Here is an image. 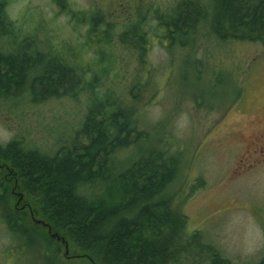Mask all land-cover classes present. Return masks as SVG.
<instances>
[{
  "label": "rangeland",
  "instance_id": "1",
  "mask_svg": "<svg viewBox=\"0 0 264 264\" xmlns=\"http://www.w3.org/2000/svg\"><path fill=\"white\" fill-rule=\"evenodd\" d=\"M131 1L7 0L5 12L20 37L35 38L40 47L62 54L84 72L100 71V94L126 96L139 59L119 40L121 29L136 20L145 3L170 7L177 0L139 1V13ZM200 2L207 13L197 23L191 44H175L167 51L155 37L160 33L153 28L156 21H151L146 59L160 66L154 77L159 88L142 99L140 115L147 126L159 123L174 132L179 161L162 196L186 216L187 231L198 230L201 242L232 264H253L264 252V154L254 153L264 149V43L216 38L211 28L213 0ZM97 13L102 14L100 29L111 24L99 60L95 49L105 36L88 32ZM194 59L200 79L192 76ZM90 92L36 103L24 94L0 99V143L20 137L26 146L53 154L80 126ZM134 151L121 150L119 156L127 158ZM8 193L7 207L15 223L21 225V217L30 232L40 233L30 235L32 241L22 234L12 236L0 216V264H55L46 256L57 251L59 264H85L83 257L66 259L64 251L75 253L64 247L62 241L67 240L47 222L43 229L33 221L32 216L42 219L33 211L32 197L16 184ZM25 204L31 205L32 216L23 209ZM201 242L187 241L188 249L181 250L175 264H210L207 248L198 250Z\"/></svg>",
  "mask_w": 264,
  "mask_h": 264
},
{
  "label": "trees",
  "instance_id": "2",
  "mask_svg": "<svg viewBox=\"0 0 264 264\" xmlns=\"http://www.w3.org/2000/svg\"><path fill=\"white\" fill-rule=\"evenodd\" d=\"M139 1L144 0L131 2L141 12L119 34L139 65L126 96H119L113 91L98 92L100 71L84 72L62 54L40 47L35 38L20 37L6 15L7 0H0V99L24 94L36 103L93 90L80 126L53 154L26 146L20 137L0 143V190L4 193L0 192V216L12 236L30 239L40 233L30 232L21 217L23 223L18 225L9 214L6 199L16 184L32 197L35 215L63 236L75 253L93 261L85 264H175L181 250L188 249L187 241H202L198 230L187 231L186 216L162 196L179 161L174 132L159 123L147 126L140 108L142 99L159 88L155 78L160 66L146 59L151 21H156L154 29H160L159 35L154 34L157 41L172 51L175 44L192 43L196 25L207 12L200 0H177L170 7L145 3L138 10ZM101 16L92 17L88 30L105 36L95 49L97 60L111 29L109 22L100 29ZM211 20L212 34L220 40L264 43V0H213ZM191 68L192 76L200 79L197 64ZM121 150H135V154L121 158ZM197 247L202 252L207 248L210 264H232L206 243ZM46 258L60 263L56 254ZM253 264H264V252Z\"/></svg>",
  "mask_w": 264,
  "mask_h": 264
},
{
  "label": "flooded vegetation",
  "instance_id": "3",
  "mask_svg": "<svg viewBox=\"0 0 264 264\" xmlns=\"http://www.w3.org/2000/svg\"><path fill=\"white\" fill-rule=\"evenodd\" d=\"M257 138H259V137H257ZM256 138V139H257ZM255 139V141L256 142H258L257 140ZM257 152H259L260 154H264V149H262V148H258L257 150L255 149L254 150V153H257ZM240 161V163H241V159L239 160ZM23 207V209H25V208H27L28 210H29V212H30V215L32 216V207H31V205H29V204H25V205H23L22 206ZM32 219H33V221L34 222H36V224H38L39 223V225L44 229L45 228V224H44V222L45 221H43V220H41V221H38V219H35L33 216H32ZM36 220V221H35ZM63 243H64V247H66V245H67V248H68V251H70L69 250V243L67 242V244H65L66 243V241H62ZM71 253V252H70ZM65 253V251H64V255H65V257H66V259H74L75 257H83V259H87V260H89V261H91L92 263H93V261L91 260V258L90 257H88V256H86L85 254H80V253ZM55 254H57V255H59L60 254V251H57ZM82 255H85V256H82ZM64 263V262H63ZM95 264V263H94ZM98 264V263H97Z\"/></svg>",
  "mask_w": 264,
  "mask_h": 264
},
{
  "label": "bare ground",
  "instance_id": "4",
  "mask_svg": "<svg viewBox=\"0 0 264 264\" xmlns=\"http://www.w3.org/2000/svg\"><path fill=\"white\" fill-rule=\"evenodd\" d=\"M88 83V82H87ZM115 189V188H114ZM169 213V212H168Z\"/></svg>",
  "mask_w": 264,
  "mask_h": 264
}]
</instances>
